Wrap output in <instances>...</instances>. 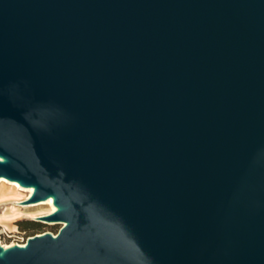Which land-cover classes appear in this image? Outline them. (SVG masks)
<instances>
[{"label":"water","instance_id":"water-1","mask_svg":"<svg viewBox=\"0 0 264 264\" xmlns=\"http://www.w3.org/2000/svg\"><path fill=\"white\" fill-rule=\"evenodd\" d=\"M0 177V264H264V0H0Z\"/></svg>","mask_w":264,"mask_h":264},{"label":"rangeland","instance_id":"rangeland-1","mask_svg":"<svg viewBox=\"0 0 264 264\" xmlns=\"http://www.w3.org/2000/svg\"><path fill=\"white\" fill-rule=\"evenodd\" d=\"M7 193L9 200L4 201V205H0V213H17L16 220L13 222L4 221L0 224V240L5 244H24L29 236L41 232H52L56 233L60 228L61 224L51 222L48 223L39 219L30 218L31 215L40 216L44 214L47 206H32V207H21L13 206L12 202L14 200L25 199L26 193H18L13 187H1L0 192Z\"/></svg>","mask_w":264,"mask_h":264},{"label":"bare ground","instance_id":"bare-ground-1","mask_svg":"<svg viewBox=\"0 0 264 264\" xmlns=\"http://www.w3.org/2000/svg\"><path fill=\"white\" fill-rule=\"evenodd\" d=\"M1 187H13V189L18 192V193H26V196H25V199L19 201V200H14L12 202L13 206H21V207H32V206H47V209L44 211V214L43 215H40V216H36V215H31L30 218L32 219H38V217H42V216H45L47 214H50L52 213L53 211L56 210V207L55 205L53 204V200L52 198H48L46 200H41V201H37V202H31V203H27L26 200H28V198L30 197V195L32 194L33 192V187H24V186H21L17 181H13V180H9L5 177H0V189ZM5 194L7 193H3L2 191L0 192V205H4L5 203H3L4 201H7L9 200V196H6ZM17 217V213H0V224L1 225H4L3 222L4 221H8V222H13L15 221ZM43 221H46V220H43ZM48 223H51L52 221H46ZM59 224H63V222H60ZM39 234V233H37ZM0 244L4 247V248H7L9 246H12L14 244H19V243H14V244H5V243H2L1 240H0ZM22 246L25 245L24 244H20Z\"/></svg>","mask_w":264,"mask_h":264}]
</instances>
